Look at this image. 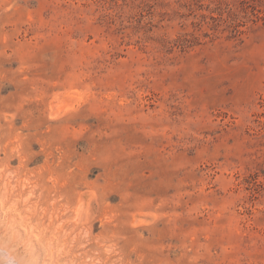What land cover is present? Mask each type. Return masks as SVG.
Listing matches in <instances>:
<instances>
[{
	"label": "rangeland",
	"instance_id": "obj_1",
	"mask_svg": "<svg viewBox=\"0 0 264 264\" xmlns=\"http://www.w3.org/2000/svg\"><path fill=\"white\" fill-rule=\"evenodd\" d=\"M0 264H264V0H0Z\"/></svg>",
	"mask_w": 264,
	"mask_h": 264
},
{
	"label": "bare ground",
	"instance_id": "obj_2",
	"mask_svg": "<svg viewBox=\"0 0 264 264\" xmlns=\"http://www.w3.org/2000/svg\"><path fill=\"white\" fill-rule=\"evenodd\" d=\"M5 256V255H4ZM4 260V259H3Z\"/></svg>",
	"mask_w": 264,
	"mask_h": 264
}]
</instances>
